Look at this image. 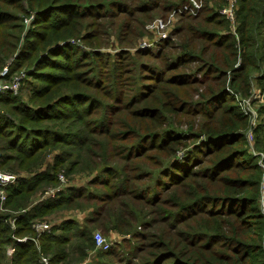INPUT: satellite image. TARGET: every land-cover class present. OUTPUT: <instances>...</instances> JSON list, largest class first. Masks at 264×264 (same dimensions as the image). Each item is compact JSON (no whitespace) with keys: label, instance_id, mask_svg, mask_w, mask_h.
<instances>
[{"label":"trees","instance_id":"trees-1","mask_svg":"<svg viewBox=\"0 0 264 264\" xmlns=\"http://www.w3.org/2000/svg\"><path fill=\"white\" fill-rule=\"evenodd\" d=\"M225 2L0 0V78L28 77L0 93V170L17 174L0 264H264V126L258 162L238 105L264 88V0H237L236 34ZM174 9L170 37L139 48ZM95 230L126 245L94 254Z\"/></svg>","mask_w":264,"mask_h":264},{"label":"built area","instance_id":"built-area-1","mask_svg":"<svg viewBox=\"0 0 264 264\" xmlns=\"http://www.w3.org/2000/svg\"><path fill=\"white\" fill-rule=\"evenodd\" d=\"M190 2L189 5H183L182 8L179 10H185L189 9L191 12H194L196 9H198L202 3V0H188ZM237 0H226L225 4L219 8V12L225 16L229 23V27L231 32L236 34V9ZM175 9L172 11L171 15L167 20H163L160 17H155L151 22L146 24V29L152 33V37L150 39L141 41L140 44H138L139 48L143 49H152L154 48L155 43L160 39H167L170 37V29L173 25L174 21V14ZM8 71V65H5L2 70L0 71V76H4L6 72ZM23 72H20L18 75L12 76V78L7 81L8 85H5L3 82V79L0 78V90L3 89H11L10 85L14 82H17L16 85L13 86V88L10 90L12 93L16 94L18 92L20 82L22 79ZM23 75V74H22ZM58 177V184L52 187H47L44 192L38 197V200H42L48 197H55L58 195L59 192H61L64 187L67 185L66 177L65 175L60 172L57 175ZM17 180V174H14L12 172L3 171L0 170V210H4V202L6 200L7 192L6 187L10 184L15 183ZM37 200V201H38ZM13 220L11 218V226L13 227ZM50 225L45 220H37L32 223V228L36 232V236H39L44 231H49ZM128 237V236H126ZM93 242H94V250H100V251H106L110 249L113 246L112 240L105 237L104 234H102L99 230H95L92 235ZM25 240V237L22 238ZM20 239V240H22ZM122 239V237H121ZM119 240H115L114 242H118ZM40 262L42 264H48L49 259L46 256L41 255L40 256Z\"/></svg>","mask_w":264,"mask_h":264},{"label":"rangeland","instance_id":"rangeland-1","mask_svg":"<svg viewBox=\"0 0 264 264\" xmlns=\"http://www.w3.org/2000/svg\"><path fill=\"white\" fill-rule=\"evenodd\" d=\"M152 33L149 31L148 33L146 32L138 41V44H140L141 41H144V40H147V39H150L152 37ZM71 43H75V44H81L82 41L80 39H76L75 41H71ZM138 46V45H137ZM109 51L112 53L114 50L113 49H109ZM23 74V75H22ZM21 74L22 78L25 77V78H28L27 75L25 76V72H23ZM14 76V75H13ZM7 79L8 78H3V82L5 85H8V82H7ZM29 80V79H28ZM22 82H24V79L21 80V84ZM17 82H14L13 84L10 85V88L12 89L14 85H16ZM25 86V85H24ZM11 89H3V90H0V93H4V91L6 92H10ZM19 93H22L20 92V90H18ZM23 92L26 93V88L24 87V90ZM26 98V95L24 94V100ZM238 99H241L239 100V107L240 109L242 110V112H245L248 116H249V121H250V127L249 129L247 130V139H248V151L250 153H252L253 155L257 156L258 157V162L261 161V158H263V152H261L260 150H258L256 148V136L258 134V129L262 126H258V125H263L264 126V88H261V87H258L256 86L255 84H253L252 86V91H251V94L248 98H240L238 97ZM263 107V110H259L260 108ZM263 130H264V127H263ZM264 168V167H263ZM88 177L86 175H83V174H76L74 175L73 178L70 179V181L68 180V184L71 185V184H81V183H84L86 181ZM262 187H264V183L262 184ZM8 191L10 189H7ZM40 195H38L37 197H39ZM38 200V199H37ZM36 200V201H37ZM260 205H261V208L262 210L264 211V200L260 201ZM59 215H62V217H64L65 215L64 214H57L55 216V219L57 216ZM37 220H45V219H37ZM35 220V221H37ZM46 221V220H45ZM51 221V220H50ZM47 222V221H46ZM48 223V222H47ZM49 224V223H48ZM47 231V230H46ZM44 231V232H46ZM100 231V230H99ZM48 232V231H47ZM43 233V232H42ZM41 233V234H42ZM40 234V235H41ZM105 237L109 238L110 240H112L113 242V248L116 247L117 245L120 246L122 248V246L126 245L124 244L122 241H121V237L119 236V238H113V237H110V235H105ZM22 239V238H21ZM115 240H119L118 242H114ZM25 240H19V242H24ZM111 247V248H112ZM13 247H8L6 249V255H7V258L10 259L11 258V255H12V252H13ZM94 254H96V251L94 252ZM95 256V255H94ZM91 257L90 260L88 262H92L96 259V257Z\"/></svg>","mask_w":264,"mask_h":264},{"label":"crops","instance_id":"crops-1","mask_svg":"<svg viewBox=\"0 0 264 264\" xmlns=\"http://www.w3.org/2000/svg\"><path fill=\"white\" fill-rule=\"evenodd\" d=\"M74 185H75V184H74ZM74 185H73V186H74ZM64 215H65V216H64L65 218H63V219H67V218H69V216H68L67 213H65ZM83 215H84L83 213H75V214H74V216H75L76 218L81 219V220H82V218H83ZM58 218H59V217L56 218V221L59 220ZM44 219L49 223V225H50L49 229L51 228V226L53 225V223L56 222L55 220H53V221H50V220H49V221H48L47 218H44ZM49 229H48V230H49ZM109 235H110V237H113V238H119V235H118V233H116V232H110ZM92 256H93V255H92ZM92 256H90V258H91Z\"/></svg>","mask_w":264,"mask_h":264}]
</instances>
